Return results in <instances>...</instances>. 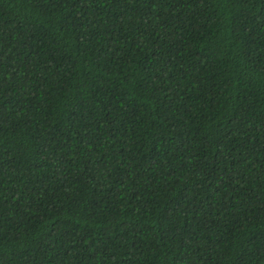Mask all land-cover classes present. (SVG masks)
I'll list each match as a JSON object with an SVG mask.
<instances>
[{
  "label": "trees",
  "instance_id": "trees-1",
  "mask_svg": "<svg viewBox=\"0 0 264 264\" xmlns=\"http://www.w3.org/2000/svg\"><path fill=\"white\" fill-rule=\"evenodd\" d=\"M0 264H264V0H0Z\"/></svg>",
  "mask_w": 264,
  "mask_h": 264
}]
</instances>
